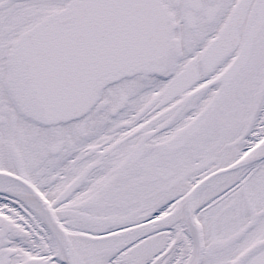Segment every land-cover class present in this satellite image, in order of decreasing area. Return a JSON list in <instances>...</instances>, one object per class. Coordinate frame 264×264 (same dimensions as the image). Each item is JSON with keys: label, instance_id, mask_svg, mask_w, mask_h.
Returning <instances> with one entry per match:
<instances>
[{"label": "snow or ice", "instance_id": "obj_1", "mask_svg": "<svg viewBox=\"0 0 264 264\" xmlns=\"http://www.w3.org/2000/svg\"><path fill=\"white\" fill-rule=\"evenodd\" d=\"M0 264H264V0H0Z\"/></svg>", "mask_w": 264, "mask_h": 264}]
</instances>
